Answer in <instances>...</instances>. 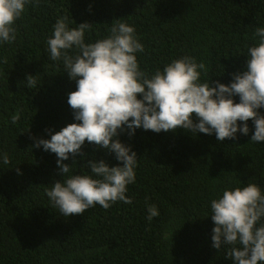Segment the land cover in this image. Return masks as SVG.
I'll list each match as a JSON object with an SVG mask.
<instances>
[{
	"label": "trees",
	"instance_id": "16d2710c",
	"mask_svg": "<svg viewBox=\"0 0 264 264\" xmlns=\"http://www.w3.org/2000/svg\"><path fill=\"white\" fill-rule=\"evenodd\" d=\"M60 16L72 28L92 24L86 42L109 35L118 21L132 25L145 46L137 59L146 74L188 55L205 64L201 81L214 87L245 70L248 47L258 42L253 32L264 27V0H40L39 7L26 6L16 21V40L0 44V264H233L227 256L232 246H212L210 203L224 189L249 183L264 193V142H249L252 120L247 135L238 131L222 142L215 133L182 128H137L131 136L125 128L117 138L138 159L136 182L126 192L132 203L107 210L96 205L68 217L50 206L46 190L63 178L57 156L32 145L78 122L68 104L76 81L46 51ZM28 75L36 76L31 88ZM17 111L20 119L12 124ZM258 111L264 115V108ZM82 152L62 161L75 160L73 175L90 174L81 167L88 160L122 165L114 153L87 141ZM147 204L159 212L151 221Z\"/></svg>",
	"mask_w": 264,
	"mask_h": 264
},
{
	"label": "clouds",
	"instance_id": "9594fccd",
	"mask_svg": "<svg viewBox=\"0 0 264 264\" xmlns=\"http://www.w3.org/2000/svg\"><path fill=\"white\" fill-rule=\"evenodd\" d=\"M39 7L40 0H0V44L16 40V21L26 6ZM90 23L82 22L69 27V19H56L52 35L47 39L50 61L62 62L76 89L68 94V104L74 120L50 139H37L32 147L42 146L55 153L62 180L46 190L50 206L64 217L82 215L87 209L99 205L109 209L117 202L131 204L126 195L128 185L136 182L138 159L131 147L117 138L125 128L128 135L143 128L159 133L182 128L191 133H215L217 141L233 139L239 131L249 132L248 121L255 130L249 142H264V27H257L253 39L258 42L248 47L246 68L233 73L228 84L209 79L201 81L203 62L184 55L157 68L150 76L139 65L137 54L145 51L136 35L135 27L118 21L112 24L109 35L94 42L85 41ZM2 62L7 63V58ZM36 76L28 75L26 84L35 86ZM138 94L139 97L138 98ZM239 96V102L233 97ZM193 114L197 118L193 121ZM21 113L11 116L16 124ZM240 122V123H238ZM87 141L100 149L114 153L122 165L109 167L103 159L88 160L85 165L90 174L73 175L72 165L63 163L69 155L83 157L82 145ZM4 165L10 163L3 154ZM19 172V169H17ZM212 246H232L227 256L233 264H264V193L254 183L243 187L224 189L219 198L210 203ZM146 219L159 215L155 205H146ZM239 245V246H237Z\"/></svg>",
	"mask_w": 264,
	"mask_h": 264
}]
</instances>
